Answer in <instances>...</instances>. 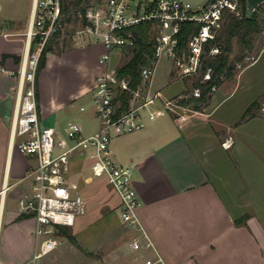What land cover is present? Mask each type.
<instances>
[{"label":"crops","instance_id":"1","mask_svg":"<svg viewBox=\"0 0 264 264\" xmlns=\"http://www.w3.org/2000/svg\"><path fill=\"white\" fill-rule=\"evenodd\" d=\"M28 22L26 17L0 14V65L16 70L13 75L0 71V264H32L36 247L35 218L18 204L29 188L27 170L35 158L22 152L10 133ZM89 40L75 49L74 60L47 54L36 76L42 123L55 128L48 116L65 108L66 123L78 121L83 135L97 127L94 106L91 111L86 106L80 109L82 104L79 112L70 108L75 98L91 93L94 77L105 68L99 61L105 46ZM57 63L73 66L79 80L69 90L46 95L40 78ZM180 79L183 88L169 97L186 88ZM229 81L222 80L211 91L201 110L187 105L190 109L183 119L171 111L158 114L145 118L143 127L111 139L115 160L132 166V181L141 199L138 216L167 264H264V156L259 150L255 157L247 155L252 148H247L246 126L254 116L240 119L252 99L241 100L233 115L214 114L239 85L230 87ZM221 89L223 93L217 94ZM135 253L141 262V250ZM145 253L155 254L153 248Z\"/></svg>","mask_w":264,"mask_h":264},{"label":"built area","instance_id":"2","mask_svg":"<svg viewBox=\"0 0 264 264\" xmlns=\"http://www.w3.org/2000/svg\"><path fill=\"white\" fill-rule=\"evenodd\" d=\"M240 3L241 0H208L199 10L193 11L181 0L91 1L84 9L83 21H79L76 33L80 39L101 42L106 48L99 57L105 68L90 86L98 124L92 132L83 135L81 124L68 120L65 130L72 143L60 148L55 143V128L40 119L35 71L43 45L57 29L62 31L67 22L63 20L62 0H33L26 30L27 50L17 71L15 110L10 128L11 138L18 148L35 158L27 170L29 188L18 198L19 209L35 218L36 247L32 264H38L40 256L63 242L59 226L73 225L76 217L86 210L78 193L79 182L73 178L82 168L81 164L74 163L77 154L87 160L88 170L82 180L90 182L102 176L118 196L119 218L129 233V246L142 252L140 264H167L138 216L141 199L132 181V166L115 160L111 139L143 127L145 118L158 114L171 111L180 119L186 117L189 106L181 104L179 99L164 97L159 88H150L158 56L162 51L168 54L179 77L200 74L205 45L214 39L227 12H240ZM258 10L264 18V3ZM142 21L151 23L154 57L141 68L140 85L130 89L128 79L117 74V66L108 68V61L112 49L119 48L121 52L123 46L134 44L135 35L130 27ZM187 22H194L196 28L186 36V52L178 53V33ZM35 37L32 48L31 41ZM217 51L216 46H210V53ZM0 71L16 73L2 65ZM210 72V68H206L202 80L209 78ZM117 89H128L131 93L129 106L123 110H118ZM193 93L198 95L199 89L194 88ZM157 103L161 107L153 108ZM80 109H84V105H80ZM149 248L154 249V255L145 253Z\"/></svg>","mask_w":264,"mask_h":264},{"label":"rangeland","instance_id":"3","mask_svg":"<svg viewBox=\"0 0 264 264\" xmlns=\"http://www.w3.org/2000/svg\"><path fill=\"white\" fill-rule=\"evenodd\" d=\"M29 2L30 0H0V14L21 19L26 17L29 20ZM257 16L261 28L252 33L253 47L251 50L243 49L233 38L230 57L234 59L235 74L231 78L223 80H230V87L237 82L239 85L215 109L214 114L228 111L227 113L233 115L235 111L237 113L241 100L250 98L253 101L261 98L264 93V18L260 10H258ZM79 24L80 22L65 24L60 36L53 39L52 49L46 52V57L47 54H50L52 57L64 56L66 59L74 60L75 49L86 43V38L80 39L77 36L76 30L80 27ZM129 55L130 53L120 52L119 48L112 49L108 68L119 66ZM237 56H241V58L237 59ZM88 57L91 62V52ZM237 71H240L239 75H237ZM198 75L182 78L189 85ZM78 80L79 76L75 73L74 67L63 63L46 68L40 78L46 95L69 90ZM183 86L184 83L173 68L171 57L162 51L154 66L150 88L152 90L160 88L163 96L169 97L182 89ZM223 90L221 89L217 94L223 93ZM188 91L192 92L191 86ZM91 96L92 94L87 92L85 95L75 98L70 108L79 112L78 105L82 104L86 106V111H91L93 108ZM181 96L176 95L169 98L178 100ZM178 110L182 109L178 108ZM86 111L81 112L86 113ZM252 111L255 113L254 118L250 125L246 126L247 148L252 149L247 151V155L255 157V151L259 150L264 156V102L261 108L253 107ZM257 112L260 114H256ZM167 114L170 115V113ZM48 117L55 125V143L60 144V147L70 144L71 139L65 130L68 118L67 109L58 110ZM75 159V164L83 166L81 173L74 174L73 178H77L76 180L79 182L78 193L86 204V210L76 217L73 225L67 227L72 238L62 234L63 242L55 249L40 256L37 260L38 264H139L140 260L135 253L138 249H133L128 245L129 233L119 218L117 204L119 201L117 202L115 191L102 176L95 177L90 182L82 180L88 170L87 160L78 154Z\"/></svg>","mask_w":264,"mask_h":264},{"label":"trees","instance_id":"4","mask_svg":"<svg viewBox=\"0 0 264 264\" xmlns=\"http://www.w3.org/2000/svg\"><path fill=\"white\" fill-rule=\"evenodd\" d=\"M93 0H62L63 20L67 23L83 21V12L85 7ZM261 4L258 6V8ZM258 8L254 11L252 17L245 16V0H241L240 12L235 14L227 12L224 16V21L220 29L217 31L216 36L204 47L205 51L202 56L201 73L187 85L184 93L179 99V102L184 105H191L192 108L201 110L203 105L210 97L211 91L219 85L225 78H231L234 75V59L230 57L233 48V38L241 45L243 49L251 50L253 47L252 33L260 30V21L257 16ZM149 21H142L130 27L135 35V41L132 46H123V54L130 53L119 66L116 71L119 76L128 79V86L130 89L138 87L141 83V68L150 63L154 57V37L153 30L151 29ZM192 28H196L194 22H187L178 33V43L176 51L186 52V36ZM61 30L57 29L49 37L47 42L43 45L36 67L35 73L38 74L41 68L45 65L46 52L52 49V41L61 34ZM37 37L31 41V47H34ZM210 46H216L217 52L210 53ZM241 56H237L240 59ZM210 68V77L202 80V74L206 68ZM189 86L192 92L188 91ZM199 89L198 95L193 94L194 88ZM131 93L128 89H117L116 99L119 102L118 110H123L129 106ZM264 102V93L261 98L251 101L241 114L240 119H246L255 115L252 108H259L261 103ZM237 222L241 221L240 218L236 219ZM70 225L59 226L60 232L72 238L68 228Z\"/></svg>","mask_w":264,"mask_h":264},{"label":"water","instance_id":"5","mask_svg":"<svg viewBox=\"0 0 264 264\" xmlns=\"http://www.w3.org/2000/svg\"><path fill=\"white\" fill-rule=\"evenodd\" d=\"M189 9L193 11L199 10L203 7L208 0H181ZM264 3V0H245V16L247 18L252 17L254 11L260 4Z\"/></svg>","mask_w":264,"mask_h":264}]
</instances>
